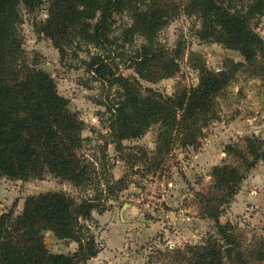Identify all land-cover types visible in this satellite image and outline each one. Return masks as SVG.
Listing matches in <instances>:
<instances>
[{
  "label": "trees",
  "instance_id": "16d2710c",
  "mask_svg": "<svg viewBox=\"0 0 264 264\" xmlns=\"http://www.w3.org/2000/svg\"><path fill=\"white\" fill-rule=\"evenodd\" d=\"M164 1L166 6L162 0H0V175L26 180L46 170L82 190L78 199L64 191L30 195L19 214H0V264H87L100 249L90 224L92 212H103L107 200L126 186L125 177L113 180L106 173L103 180L98 178L94 162L82 152L84 121L58 93L53 76L36 62L26 63L18 32L20 5L31 11L46 3L47 16L34 24L36 32L50 38L61 63L68 56L77 60L88 79L107 90L98 101L107 114L103 160L112 143L131 167L140 162L150 170L160 167L176 147L199 146L203 129L216 115L217 97L230 79L227 73L218 76L210 71L201 59L195 62L192 54L189 62L198 72L196 85H177L171 94L143 86L141 80L154 83L174 77L180 69L182 43L178 40L169 48L158 37L169 21L181 13L194 17L196 37L238 51L243 66L264 57V39L252 27L253 20L264 15V0ZM120 14L129 21L117 25ZM121 68L134 74L124 75ZM153 126L156 145L151 154L124 146L125 140L139 139ZM245 141L244 146H226V155H234L235 162L224 159L212 166V186L205 195L199 194V214L214 222L217 234H210L203 245L172 248L166 253L172 261L264 264V241L244 259L227 232L231 224L219 220L222 205L238 191L247 171L264 161V141L254 135ZM47 231L74 241L75 250L49 251L44 242ZM224 245L237 249L232 261L225 259Z\"/></svg>",
  "mask_w": 264,
  "mask_h": 264
},
{
  "label": "rangeland",
  "instance_id": "374dc122",
  "mask_svg": "<svg viewBox=\"0 0 264 264\" xmlns=\"http://www.w3.org/2000/svg\"><path fill=\"white\" fill-rule=\"evenodd\" d=\"M162 3L166 6L164 0ZM47 7L44 3L29 11L20 5L18 32L25 61L48 69L58 93L68 99L69 107L84 121L82 152L94 162L98 178L103 180L107 173L113 180H126L125 188L107 200L103 212H92L94 222L90 224L94 225L100 249L87 264H179L166 253L184 244L203 245L210 234H217L214 222L199 214V194L205 195L212 186L211 167L224 159L235 162L234 155L225 153L227 145L244 146L246 138L252 135L264 141V57L260 56L253 66H243L245 60L238 51L197 38L198 23L194 17L181 13L169 21L158 37L169 48L178 40L182 43L180 69L174 77L154 83L141 80L143 86L171 94L177 85H196L198 72L191 67L193 61L189 62L192 54H196L195 62L201 59L210 71L218 76L227 73L230 79L217 97L216 115L203 129L199 146L174 148L157 169L147 170L149 165L140 162L131 167L120 158L112 143L106 146L103 160V120L107 114L98 101L104 99L107 90L91 82L77 60L68 56L66 63H61L50 38L36 32L34 24L47 16ZM127 21L124 14L116 16L117 25ZM252 27L264 39V15L256 17ZM120 72L134 74L126 68ZM153 127L139 139L125 140L124 146L146 149L151 154L156 145V126ZM140 155L138 151L137 156ZM46 191H64L76 199L82 192L46 170L39 177L26 180L0 175V214L11 211L15 216L23 209L26 197ZM219 220L231 224L227 232L237 241L244 259H248L249 250L264 241V161L247 171L238 191L222 205ZM44 242L53 253L73 252L77 246L50 231L45 233ZM225 246L222 252L227 259ZM236 251L231 246L230 260Z\"/></svg>",
  "mask_w": 264,
  "mask_h": 264
},
{
  "label": "water",
  "instance_id": "95a60500",
  "mask_svg": "<svg viewBox=\"0 0 264 264\" xmlns=\"http://www.w3.org/2000/svg\"><path fill=\"white\" fill-rule=\"evenodd\" d=\"M39 68L43 69L45 71H48V69H46L44 66H40ZM154 129H155V127H151V130H154ZM230 249H231V246H229V245H227L223 248V251L225 252L227 259H230Z\"/></svg>",
  "mask_w": 264,
  "mask_h": 264
}]
</instances>
